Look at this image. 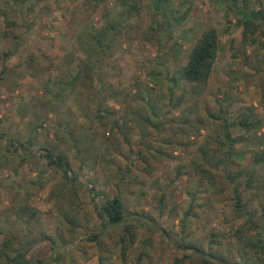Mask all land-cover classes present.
Segmentation results:
<instances>
[{
  "label": "rangeland",
  "instance_id": "obj_1",
  "mask_svg": "<svg viewBox=\"0 0 264 264\" xmlns=\"http://www.w3.org/2000/svg\"><path fill=\"white\" fill-rule=\"evenodd\" d=\"M164 1L105 0L95 8L90 0H0V242L2 230L11 229L15 206L38 209L33 235L45 231L55 243L33 248V264H174L190 252L179 244L198 238L208 245L212 231L230 260L236 259L234 250L239 255L232 236L242 219L232 209L230 191L219 192L221 177L217 174L218 184L212 185L193 163H204L201 145L216 148L225 142L221 120L210 115L221 108L229 111L230 123L248 107L261 120L251 131L231 128L233 136H244L234 146L239 170L252 169L255 152L264 150V36L260 45L243 42L238 25L243 0L237 5L233 0ZM248 1L260 7L261 0ZM210 27L220 33L213 72L200 96L180 103L191 92L182 69ZM85 63L95 65L89 98L79 100L70 92L73 85L59 94L71 72ZM110 93L115 97L106 105L116 111L117 124L107 127L94 110L98 96ZM147 119L161 125L153 128ZM92 137L100 156L89 167L77 149ZM18 141L29 155L15 149ZM50 145L68 154L79 173L78 189L48 165ZM256 170L264 178V162ZM98 190L107 197L121 195L135 244L122 243L121 223L103 226ZM192 198L196 205L183 232ZM95 234L99 237L92 239Z\"/></svg>",
  "mask_w": 264,
  "mask_h": 264
},
{
  "label": "trees",
  "instance_id": "obj_2",
  "mask_svg": "<svg viewBox=\"0 0 264 264\" xmlns=\"http://www.w3.org/2000/svg\"><path fill=\"white\" fill-rule=\"evenodd\" d=\"M168 1L165 0L164 5ZM243 1L244 5L242 7L238 6V25L243 27V42L250 46L257 45L259 44L260 37L264 36V0H261L259 8L252 7L248 0ZM233 2L237 5L236 0H233ZM90 3L95 8H99L105 3V0H90ZM130 7L136 8L132 3ZM160 7H163V4ZM97 42L101 43L100 40H97ZM262 45L264 46V43ZM219 46L220 33L215 27L208 28L199 37L189 54L186 65L182 69V78L190 83L191 92L187 96H182L178 102L182 103L185 100V103L200 96L204 92L216 63ZM263 46L260 45L261 49H264ZM10 54L9 51L5 53L6 56ZM94 69L95 65L85 63L77 70H73L71 72L72 77L58 93H64L66 88H70L73 85L70 92H75L79 100L85 96L89 98L87 90L91 86L93 77L90 73ZM174 80L175 82L178 81L177 79ZM75 81L82 84L83 88H85L84 91L77 90L78 87L74 84ZM171 92L173 94V90ZM113 97H115L113 93L105 94L103 97L98 96L97 106L94 110L95 118L107 127L111 122H113V125L117 124V121L115 122L113 120L116 111L106 105L108 99ZM180 103H173V105L177 106ZM228 114L229 111L223 108L220 109V114H210L214 119L221 120L225 142L216 148L210 147L208 144L201 145L199 151L202 154L204 163L194 162L193 164L196 171L201 174V177L208 180L212 185L218 184L217 174L221 177L222 183H220L222 186H217L219 192L230 191L229 200L232 209L237 217L242 219V223L234 230L232 236L235 249L238 248L237 252L239 255L237 256L234 250L233 256L236 259L230 260L229 252L221 248L223 243L219 239L220 235L212 231L208 245L205 239L200 240L198 238H193L185 244H179L180 247L190 252L176 258L174 264H186L188 262L194 264H264V178L258 177L256 170V165L264 162V150L255 152V164L252 166V169L247 171L239 170L237 161L233 160V158L239 156L234 146L241 142L244 136H233L231 132V128L237 125L245 128L247 131H251L261 124V120L254 115V112L249 107L239 112L236 122L230 123L227 118ZM147 123L153 128L161 125V123L150 119H147ZM94 143L95 138L92 137L84 145L83 149H77L78 158H81L82 164L85 166L90 167V165L92 166V164H96L99 161L100 154L95 152ZM15 145L16 150L23 148L28 151V155L31 153L23 141H18ZM146 147L149 149V146ZM45 150H47L45 156L47 157L48 165L56 168L67 180L74 182L75 188L78 189L79 187L76 182H79V173L74 171L72 161L66 151L64 149H58L53 145L45 148ZM221 150H223L222 154H220ZM159 152L165 154L164 151L159 150ZM139 154L142 156L140 158L147 160V154L144 155L143 151H139ZM242 165L241 163L240 166ZM182 168L180 167L179 174H182ZM71 171L76 173L72 178L69 177V172ZM91 190H95V186ZM75 193L76 190L73 189L72 194ZM96 195L102 198V203L97 207V213L103 221V226H115L121 223L123 226V234L120 240L127 246L135 244L136 233L134 225L127 224L126 222L128 215L121 195L116 193L112 197H107L103 190H98ZM163 201L164 199L161 198L160 203H163ZM195 205V198H192L189 208L185 211L184 218L182 219L183 232L186 230L187 219L191 215V210ZM14 213L15 219L11 229L5 232L2 230L3 240L0 242V262L3 264H33L29 256L30 251L40 242L49 240L54 244L55 239L45 231H40L41 236L34 237L35 235H33L32 229L39 222L38 209L30 205H20L14 207ZM65 217L74 226L77 225L75 217H71L68 213L65 214ZM152 220L153 218L151 222ZM27 231L30 235L32 233L34 238H28ZM98 237L99 235L95 234L92 239ZM171 243L175 244L173 241ZM123 248L125 255L127 247L124 246ZM241 258L244 261H241Z\"/></svg>",
  "mask_w": 264,
  "mask_h": 264
}]
</instances>
